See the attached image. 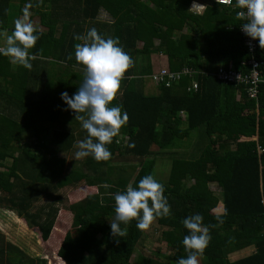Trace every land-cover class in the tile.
<instances>
[{
  "label": "trees",
  "instance_id": "trees-1",
  "mask_svg": "<svg viewBox=\"0 0 264 264\" xmlns=\"http://www.w3.org/2000/svg\"><path fill=\"white\" fill-rule=\"evenodd\" d=\"M192 1L41 0L37 7L31 0L29 19L40 21L34 26L39 38L29 49L31 69L0 56V210L14 213L27 228L35 229L55 261L165 264L142 254L132 261L138 242L159 231L157 241L173 249L170 261L175 262L186 255L180 241L187 230L181 220L199 212L211 237L199 264H264V82L256 99H250L244 86L216 78L218 68L229 64L248 72L243 63L249 54L239 33L244 21L235 16L239 9L235 0L234 8L202 0L206 4L200 15L190 12ZM28 2L0 0V32L12 31L13 18L22 16ZM100 13L108 16L109 24L95 21ZM97 26L118 37L132 60L110 102L122 106L127 121L107 145L111 153L107 161L89 156L80 168L66 169L59 154L86 133L59 94L66 91L71 96L82 81V70L75 69L82 67L72 57L73 45L81 41L73 34ZM254 57L264 63V48L257 42ZM159 61V69H203L195 77L197 90L187 92L189 76L168 88L152 84L145 88V78L159 70L152 68ZM192 132L201 140V145L196 142L198 155L173 158L166 181L158 180L170 215L154 219L144 230H138L133 219L112 236L109 193L122 191L129 183L135 187L144 175L154 176L160 152L179 149V142L190 141ZM130 161L136 164H119ZM105 183L111 187L105 188ZM79 184L86 191L78 199L68 197V204L59 207L61 198L53 193ZM210 184L219 188L221 199ZM248 247L253 248L248 256L228 259ZM154 254L166 257L159 250ZM46 261L43 264H50Z\"/></svg>",
  "mask_w": 264,
  "mask_h": 264
},
{
  "label": "clouds",
  "instance_id": "clouds-1",
  "mask_svg": "<svg viewBox=\"0 0 264 264\" xmlns=\"http://www.w3.org/2000/svg\"><path fill=\"white\" fill-rule=\"evenodd\" d=\"M41 0H35L39 6ZM31 0L21 9L22 16L14 21L11 34L0 46V56L9 58L13 65L31 69L32 53L29 51L39 38V33L29 19ZM239 11L235 16L244 22L241 31L257 41L264 48V0H235ZM75 41L72 57L77 65L82 67V81L76 91L69 96L61 92L60 99L67 110L85 130L83 139L76 142L75 159L91 157L93 160L107 161L111 153L107 145L112 143L121 126L126 124L127 113L119 104H111L119 88V82L125 71L132 64L130 56L114 36L104 37L95 27H90L84 34H73ZM132 145L130 144L129 147ZM105 188L111 187L105 183ZM164 186L152 174L142 176L135 182L127 184L122 191L109 193L113 199V217L109 222L110 234L117 237L121 225H128L135 220L138 230L149 227L158 217L170 215V205L163 194ZM219 219V218H218ZM203 216L199 212L185 216L181 223L187 230L180 244L186 253L178 257L175 264H199L198 257L210 240L209 226L202 223Z\"/></svg>",
  "mask_w": 264,
  "mask_h": 264
},
{
  "label": "rangeland",
  "instance_id": "rangeland-1",
  "mask_svg": "<svg viewBox=\"0 0 264 264\" xmlns=\"http://www.w3.org/2000/svg\"><path fill=\"white\" fill-rule=\"evenodd\" d=\"M16 7L18 8L17 11L20 10V6L17 4ZM21 16H17L14 17L12 20V24L11 26H14V21L19 18ZM32 23L34 26H40V21L39 18L34 17L32 18ZM96 22H100V23H110V19L108 18V16L105 13H100L97 17H96ZM97 24L98 23H95ZM108 28V27H107ZM105 28V29H107ZM97 30L102 31L104 36H109L108 33V29H107V35L104 33V29L101 28L100 26H97ZM101 33V32H100ZM11 32L9 31V29L5 30L4 32H0V45L3 44L4 45V41L6 39V37L8 35H10ZM157 43V41L155 42ZM140 45V44H138ZM45 67H48V65L45 64ZM157 67V66H156ZM75 70V69H74ZM78 70V69H77ZM145 88H153L152 85H150L151 83L149 82V80L147 78H145ZM80 125V123H78ZM75 128V127H74ZM195 134L194 132L190 133V141H183V142H179L180 145H182L179 149H171V150H166V151H161L160 156L158 155L155 158V165H154V169H153V174L155 179L159 180V181H166L167 177H168V173H169V169H170V162L173 158H184V159H190L193 157H196L199 153L200 150V146H198V144L196 143L197 141H199L200 145H201V140L199 139V134L198 135H193ZM125 138V137H124ZM29 139H26V141H28ZM79 140V139H78ZM78 140H75V143L73 144V147L65 153L59 154L60 157L64 158L66 161V169H69L71 167L73 168H80L83 158L81 159H75L74 158V152L76 150V142ZM25 141V140H24ZM204 141V140H203ZM204 144V143H203ZM155 150H157V148H154ZM119 164H122V166H126L129 164H133L135 165L136 162L134 161H130L129 163H123V162H119ZM191 184V181H185L184 185L187 187ZM210 189L214 192V194L221 199V193L219 191V188L215 185V184H210ZM82 190L86 191V188L84 185L79 184L77 186H70V187H63V188H59L56 193L54 192V195H58L61 198V202L59 203V207L62 206H66L68 204V197H71L72 199H78V197L80 196V192H82ZM42 202L46 203L45 199H42ZM1 209V208H0ZM17 218L16 215L13 213H9V212H3L2 210H0V233L2 232V234L8 235L12 241L14 242H19V244L21 243L23 244H28V245H32V246H37L38 248V253L41 256L45 255V259L48 261L49 259V263L50 264H61L60 260H54L53 255L50 253L51 249L49 247H47L46 244L42 243V241L39 238V234L37 233V231L35 229H30L27 228L24 221L22 219H19V221L17 222ZM4 232V233H3ZM159 235V231H153L152 234H147L146 238H143L142 240H140L135 248L134 254L132 255V261L133 259L139 255H146L148 257H152L155 258L161 262H164L165 264H175V262L170 261V256L173 253V249L166 247V245L164 243H161L159 241H157V236ZM0 242H1V237H0ZM4 243H7L8 240L5 239L4 237ZM9 246V245H8ZM7 248V245L4 247ZM159 250L160 254L166 256V257H160L155 255L154 253H156V251ZM253 251L252 247H248L245 248L243 250H240L238 252H235L233 254H230L228 256V259L230 260H235L238 258H242L245 256H248L249 254H251ZM6 253H8L7 249H4V255H6ZM26 252L22 251V256L19 257V264H34L33 261L30 260V257L24 255ZM37 252L33 251V253L31 254V256L35 257ZM29 254V252H28ZM168 257V259H166ZM46 261V262H47ZM37 264V263H36Z\"/></svg>",
  "mask_w": 264,
  "mask_h": 264
},
{
  "label": "built area",
  "instance_id": "built-area-1",
  "mask_svg": "<svg viewBox=\"0 0 264 264\" xmlns=\"http://www.w3.org/2000/svg\"><path fill=\"white\" fill-rule=\"evenodd\" d=\"M215 2L220 5L234 8L232 0H215ZM239 10L240 9H238L237 11ZM239 33L243 37V45L249 54V58L245 63H243L249 68L248 72L243 73L241 71H238L231 64H229L227 68H218L217 72L215 73V76L218 80L222 82L233 84L235 86H244L248 98L256 99L259 84L264 82V79L262 78V70H264V63L254 57L257 41L246 36L240 28ZM200 73L203 72L190 68H182L179 71H170L165 68H161L150 74L148 78L153 83V85L168 88L172 84H176L181 77L189 76L191 82L186 90L187 92H193L196 91L198 88V84L195 80V77Z\"/></svg>",
  "mask_w": 264,
  "mask_h": 264
},
{
  "label": "crops",
  "instance_id": "crops-1",
  "mask_svg": "<svg viewBox=\"0 0 264 264\" xmlns=\"http://www.w3.org/2000/svg\"><path fill=\"white\" fill-rule=\"evenodd\" d=\"M209 2V0H208ZM205 4L202 0H195V1H192L191 4H190V7H189V10L191 13L193 14H197V15H200L202 14V12L204 11V8H205ZM161 61L158 62L159 66L156 67V66H152V68H156V69H159L160 66H161ZM75 69L77 70H82V68H76ZM200 71H203V69H201ZM205 71V69H204ZM207 71V70H206ZM151 84L153 85V83L151 82ZM155 86V85H153ZM3 211V210H2ZM4 233V232H3ZM9 235V234H8ZM8 235H3L2 232L0 233V237L4 240V237L5 239L8 240L7 243H4V242H0V262L1 264H19V257H21V252L22 251H25L26 253L24 255L30 257V260H33V263L34 264H43L44 261H46L45 259V255L44 256H41L39 255L38 253V246L36 248V246H32L31 244L28 245V244H19V242H14L11 240V238L8 236ZM7 245V248H4L5 246ZM9 245V246H8ZM4 249H7L8 250V253H6V255H4ZM33 251L37 252L36 254H33V255H36L35 257L31 256V254L33 253ZM29 252V254H28Z\"/></svg>",
  "mask_w": 264,
  "mask_h": 264
}]
</instances>
